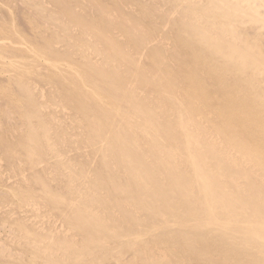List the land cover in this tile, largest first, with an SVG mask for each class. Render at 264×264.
Returning a JSON list of instances; mask_svg holds the SVG:
<instances>
[{"label":"bare ground","instance_id":"6f19581e","mask_svg":"<svg viewBox=\"0 0 264 264\" xmlns=\"http://www.w3.org/2000/svg\"><path fill=\"white\" fill-rule=\"evenodd\" d=\"M7 2L0 264H264V0Z\"/></svg>","mask_w":264,"mask_h":264},{"label":"rangeland","instance_id":"374dc122","mask_svg":"<svg viewBox=\"0 0 264 264\" xmlns=\"http://www.w3.org/2000/svg\"><path fill=\"white\" fill-rule=\"evenodd\" d=\"M0 2H1L0 5L8 6L10 8L11 12H13L15 10V7H14L15 4H8L7 0H0ZM0 14H1L0 16H2L1 12H0ZM2 162L4 163L5 161H2ZM1 209H2V212H4V207H2Z\"/></svg>","mask_w":264,"mask_h":264}]
</instances>
